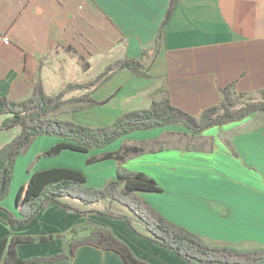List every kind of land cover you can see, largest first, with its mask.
I'll use <instances>...</instances> for the list:
<instances>
[{"label": "crops", "instance_id": "1", "mask_svg": "<svg viewBox=\"0 0 264 264\" xmlns=\"http://www.w3.org/2000/svg\"><path fill=\"white\" fill-rule=\"evenodd\" d=\"M0 34L10 41L9 45L0 42V97L17 102L29 98L33 85L39 82L49 97L61 96V90L76 84L77 100L104 102L101 105L121 110L140 102L147 109L152 99L159 101L152 94L161 89L169 59L181 53L192 54L193 63L188 62L199 64L206 80L211 78L209 71L215 69L213 74L219 78L214 82L215 91L220 93L229 86L232 96L240 98L242 94L258 92L263 97L264 0H0ZM158 38L157 53L145 64L146 78L124 69L97 83L105 68L115 62L97 72L98 57L103 60L117 55V61L139 57ZM209 54H214L212 64L199 62L200 56ZM215 104L202 109L203 113ZM215 113L221 111L217 109ZM155 133L156 130L136 131L87 154L63 151L51 157L50 162L38 159L26 171L44 150L33 146L34 138L17 158L9 194L1 204L19 217L16 195L30 175L70 166L65 159L72 155L82 157L85 163L83 167H70L86 175L88 186L102 188L115 179L118 163L107 159L88 164L86 160L113 152L126 142L156 139ZM220 133L219 138L225 140L219 142L216 138L215 147L210 145L208 150L162 148L136 156L124 166L154 178L161 191L139 195L170 222L205 238V243L264 249V114L212 126L199 135L215 138ZM133 137L139 139L130 140ZM88 167L93 168L92 178ZM60 202L89 213L78 215L48 203L20 228L9 224L7 215L0 211V240L11 235H61L50 243L22 244L17 248L21 258L51 256L68 246L72 240L69 231L74 227L82 238H87L95 226H100L110 229L138 258L150 264H188L137 236L126 222L96 213L110 207L127 216L132 226L145 234L143 223L115 201L83 204L61 198ZM49 264L125 263L113 251L84 243L75 247L70 259Z\"/></svg>", "mask_w": 264, "mask_h": 264}, {"label": "trees", "instance_id": "2", "mask_svg": "<svg viewBox=\"0 0 264 264\" xmlns=\"http://www.w3.org/2000/svg\"><path fill=\"white\" fill-rule=\"evenodd\" d=\"M167 22L162 23V29ZM162 32V30L160 31ZM158 38L154 46L144 50L139 57H126L105 68L97 83L109 80L121 70H129L139 77H147V67L157 53ZM221 101L218 107L207 109L202 118L196 121L173 107L168 100L153 101L149 108L129 111L117 117L108 126L89 128L82 125L67 124L56 118L61 96L49 97L43 92L39 82L24 101L17 102L0 97V131L19 127V134L0 148V211L7 215L11 225L25 227L48 203H55L67 212L85 215L81 211L60 202L61 198L76 199L83 204H95L102 200L117 202L130 211L144 225L145 234L139 233L130 219L109 209L97 214L127 223L137 236L157 244L172 252L188 264H264V249L238 251L235 248L215 247L205 243L200 237L170 222L158 213L140 195V192L157 193L161 191L156 180L144 172L128 170L124 164L139 155L154 153L164 148L163 138L142 142H126L113 152L93 156L88 164L113 159L118 163L115 179L102 188L87 185L86 175L77 169L55 167L32 173L16 195L19 217L14 216L2 206L12 184L14 166L17 158L36 137H49L59 142L38 155L37 158H51L63 151L87 154L92 150L104 149L121 137L136 131L161 130L171 125L181 124L191 136H199L205 129L241 121L255 113L264 114V90L260 100H233L229 86L220 89ZM104 102H91L102 104ZM219 109L221 113H215ZM123 188H120V185ZM69 233L72 240L64 251L51 256L21 258L17 248L22 244H45L59 239L61 235L41 236L11 235L0 240V264H38L54 263L73 256L74 249L80 244H91L99 249L117 253L125 264H150L138 258L122 240L105 227L95 226L87 238L78 237L76 227Z\"/></svg>", "mask_w": 264, "mask_h": 264}, {"label": "rangeland", "instance_id": "3", "mask_svg": "<svg viewBox=\"0 0 264 264\" xmlns=\"http://www.w3.org/2000/svg\"><path fill=\"white\" fill-rule=\"evenodd\" d=\"M192 54H184L173 56L169 59V69L168 72L162 76V86L160 91H156L152 94L153 98H157L160 102L163 100H169L170 104L176 109L180 110L181 113L187 114L189 117L194 118L196 121H199L202 118L203 111L202 109L208 107L212 102L216 103L214 106L218 107L221 101V95L219 91H215V81H219L218 74L210 75L211 78L206 80L207 75L205 72L200 71L199 64L194 65L193 60L191 58ZM203 56V55H202ZM199 62L203 60L207 61V65L209 66L213 62L214 54H209L205 58H201ZM118 56H109L108 59L100 60L98 57L97 67L95 68L97 72H100L103 67L109 62L115 61L117 63L119 61L114 60ZM198 58V57H197ZM212 58V59H211ZM191 61L192 63L188 62ZM193 65V66H192ZM197 67L196 70L194 67ZM193 68V69H192ZM105 71V70H104ZM103 71V72H104ZM103 74V73H102ZM101 74V75H102ZM100 75V76H101ZM66 87V86H64ZM77 85L74 84L72 87H67L61 90L59 93H62L60 98L59 110L57 111L56 118L72 125H82L89 128H98L102 126H108L113 124L116 117L123 112L129 111H137L141 109H146L144 103H136L134 106H128L125 110L109 107L108 105H94L90 104L88 100H77ZM52 92V91H51ZM150 96V97H152ZM233 100L238 101H246L247 99H255L260 100L261 95L258 92H251L248 94H242L239 98L238 95H233ZM154 99H152V102ZM21 102V101H19ZM149 104V105H151ZM131 109V110H130ZM202 110V111H201ZM118 113V114H117ZM164 131V134H163ZM20 132L19 127H14L12 129L6 130L0 135V148L9 143L14 137H16ZM157 133L154 135L156 138H163L165 141L164 148L174 147L177 149L183 150H200L205 149L208 150L209 146H214L215 139L218 138L219 142H223L224 138L220 137L222 134L220 133L215 138H210L206 135L199 136H191L188 134L186 128L181 124L171 125L166 129L156 130ZM162 133V134H161ZM231 133L228 134V138L231 139ZM139 138H130V140H138ZM59 140L55 138L49 137H39L33 140V146H36L38 149H48L54 144L58 143ZM212 147V148H213ZM38 153L35 159L31 161L29 167L26 171L30 170V168L34 165V162L40 158H37L42 152ZM213 150V149H212ZM69 157V156H68ZM46 158V157H41ZM52 158L44 159V162H50ZM88 160V159H87ZM86 160V162H87ZM65 163L74 167H83L85 161L82 157L78 155H72L69 159H65ZM70 166H64L66 168H72ZM88 174L92 178L93 176V168L88 167ZM74 169V168H72ZM92 174V175H91ZM101 208V206L99 207ZM124 208V207H122ZM107 209L111 210L110 207ZM124 210L127 211L126 208ZM113 211V210H111ZM115 212V211H113ZM114 234V233H113ZM144 234V232L142 233ZM80 236V233L77 235ZM205 238H203L204 240ZM206 240V239H205ZM208 245L215 247H228L235 248L238 251H253L261 248H255L252 250L246 249L240 246H230L228 244H214L206 241Z\"/></svg>", "mask_w": 264, "mask_h": 264}, {"label": "built area", "instance_id": "4", "mask_svg": "<svg viewBox=\"0 0 264 264\" xmlns=\"http://www.w3.org/2000/svg\"><path fill=\"white\" fill-rule=\"evenodd\" d=\"M0 42L3 45H9L10 44L9 38L7 36L1 35V34H0Z\"/></svg>", "mask_w": 264, "mask_h": 264}, {"label": "water", "instance_id": "5", "mask_svg": "<svg viewBox=\"0 0 264 264\" xmlns=\"http://www.w3.org/2000/svg\"><path fill=\"white\" fill-rule=\"evenodd\" d=\"M16 205H17V202H16Z\"/></svg>", "mask_w": 264, "mask_h": 264}]
</instances>
